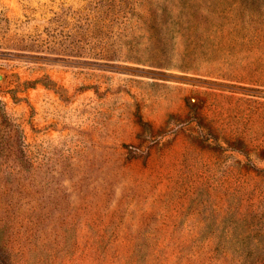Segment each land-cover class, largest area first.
<instances>
[{
    "label": "rangeland",
    "instance_id": "rangeland-1",
    "mask_svg": "<svg viewBox=\"0 0 264 264\" xmlns=\"http://www.w3.org/2000/svg\"><path fill=\"white\" fill-rule=\"evenodd\" d=\"M0 264H264V0H0Z\"/></svg>",
    "mask_w": 264,
    "mask_h": 264
}]
</instances>
